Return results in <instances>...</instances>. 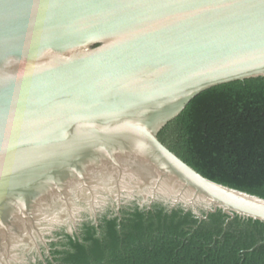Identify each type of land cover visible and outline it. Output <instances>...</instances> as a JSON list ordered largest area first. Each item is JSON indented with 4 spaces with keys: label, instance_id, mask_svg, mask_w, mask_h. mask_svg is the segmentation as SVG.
I'll return each mask as SVG.
<instances>
[{
    "label": "water",
    "instance_id": "obj_1",
    "mask_svg": "<svg viewBox=\"0 0 264 264\" xmlns=\"http://www.w3.org/2000/svg\"><path fill=\"white\" fill-rule=\"evenodd\" d=\"M255 77L264 0H0V264L126 211L264 223V198L159 138L202 92Z\"/></svg>",
    "mask_w": 264,
    "mask_h": 264
},
{
    "label": "trees",
    "instance_id": "obj_2",
    "mask_svg": "<svg viewBox=\"0 0 264 264\" xmlns=\"http://www.w3.org/2000/svg\"><path fill=\"white\" fill-rule=\"evenodd\" d=\"M205 178L264 198V77L208 89L159 134ZM53 253L48 264H264V223L221 211H126Z\"/></svg>",
    "mask_w": 264,
    "mask_h": 264
},
{
    "label": "flooded vegetation",
    "instance_id": "obj_3",
    "mask_svg": "<svg viewBox=\"0 0 264 264\" xmlns=\"http://www.w3.org/2000/svg\"><path fill=\"white\" fill-rule=\"evenodd\" d=\"M124 213L120 212L119 215H114L116 218H121ZM118 216V217H117ZM114 218V217H113ZM105 218H100L99 221H93L91 226H82L74 230L72 233H67L66 231H62V234H54L53 237H48L47 242L41 243L39 245V252L36 253V261L33 264H48V262H52L54 259V254L56 251H61L66 248V246L70 242L77 241L82 238L83 233H85L88 229L86 227L93 230L92 233L96 232L99 225L103 222ZM112 219V218H111Z\"/></svg>",
    "mask_w": 264,
    "mask_h": 264
}]
</instances>
